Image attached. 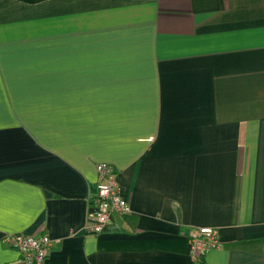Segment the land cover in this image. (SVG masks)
<instances>
[{
	"label": "crops",
	"instance_id": "1",
	"mask_svg": "<svg viewBox=\"0 0 264 264\" xmlns=\"http://www.w3.org/2000/svg\"><path fill=\"white\" fill-rule=\"evenodd\" d=\"M128 215L90 233L100 163ZM264 264V0H0V264Z\"/></svg>",
	"mask_w": 264,
	"mask_h": 264
},
{
	"label": "built area",
	"instance_id": "2",
	"mask_svg": "<svg viewBox=\"0 0 264 264\" xmlns=\"http://www.w3.org/2000/svg\"><path fill=\"white\" fill-rule=\"evenodd\" d=\"M97 170L99 182L97 193L92 201L95 210L87 228L94 234L109 228L115 214L128 215L133 212L132 205L123 195V189L114 168L103 162L98 165ZM3 240L18 249L19 264H47L51 250V238L47 234L38 236L23 233L7 234ZM189 241L195 262L210 250L221 247L219 230L212 226L192 227Z\"/></svg>",
	"mask_w": 264,
	"mask_h": 264
},
{
	"label": "trees",
	"instance_id": "3",
	"mask_svg": "<svg viewBox=\"0 0 264 264\" xmlns=\"http://www.w3.org/2000/svg\"><path fill=\"white\" fill-rule=\"evenodd\" d=\"M196 264H208V263L205 261V258L202 257L199 261L196 262Z\"/></svg>",
	"mask_w": 264,
	"mask_h": 264
}]
</instances>
